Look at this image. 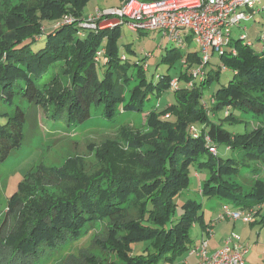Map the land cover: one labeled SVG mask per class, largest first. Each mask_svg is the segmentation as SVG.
I'll return each instance as SVG.
<instances>
[{"label":"trees","instance_id":"16d2710c","mask_svg":"<svg viewBox=\"0 0 264 264\" xmlns=\"http://www.w3.org/2000/svg\"><path fill=\"white\" fill-rule=\"evenodd\" d=\"M87 2L0 0V121H4L0 122V163L23 146L24 127L38 108L52 124L68 130L89 120L93 109H101L104 120L114 122L122 114L142 112L149 96L160 99L172 92L174 103L153 107L141 130L121 124L114 139L92 148L91 167H84L83 157L69 155L60 166L39 161L27 170L7 201L10 214L17 213V224L0 236V248L7 247V253H0V264H41L50 252L91 232L95 235L97 225L107 235L94 236L88 246L94 244L107 257L100 260L78 251L73 264L174 263L190 250L192 226L206 228L199 202L175 201L187 189L194 163L198 170L208 171L200 186L202 197L242 209L264 203V179L253 174L255 181L245 191L231 180L239 176L241 161L218 158L206 147L223 144L242 152L249 168L250 162L259 166L264 162V126L248 130L249 119L244 118L264 116V52L236 40L231 44L236 55H221L220 64L206 69L201 82L187 89L189 71L199 56L165 49L161 63L168 69L184 57L189 63L184 70L178 64L181 69L175 77L180 91H171V76L148 81L140 62L144 58L130 63L119 56L120 25L80 26ZM63 16L73 22L43 31V21ZM113 17L101 15L95 23ZM102 40L104 48H100ZM100 50V60L95 62ZM221 65L233 74L209 98L214 99L211 106L203 93L219 80ZM204 103L214 116L221 111L229 125H243V131H229L225 122L211 120ZM226 108L231 112L225 116ZM165 114L168 119L161 118ZM190 126L198 132L197 138L189 132ZM250 169L256 173L260 167Z\"/></svg>","mask_w":264,"mask_h":264},{"label":"rangeland","instance_id":"374dc122","mask_svg":"<svg viewBox=\"0 0 264 264\" xmlns=\"http://www.w3.org/2000/svg\"><path fill=\"white\" fill-rule=\"evenodd\" d=\"M120 2L121 0H88L82 9V14L80 17L81 24L85 23V21H87L92 16L113 11V9L120 6ZM258 6L260 9L263 8L264 1L255 8ZM248 13L249 12L245 10V14L247 15ZM64 17L70 16H63L60 18V20L58 19L50 22L43 21V31H49L52 26H59L57 24L61 22ZM115 19L117 18L113 17L111 19H106V22L104 21L105 19H102V21L98 22V25L102 29L110 28L112 25H116ZM241 34H245L247 36L246 40L251 43V49L258 53L264 52V10H261L260 12H257V14L250 16L248 20L242 21L240 29H233V33L231 35L233 37L232 43L238 40ZM104 45L105 41L102 40L100 43V48H104ZM117 47L119 56H125L130 63L144 58V61L140 62L146 65L147 70L145 71V76L148 81L152 79L155 81L154 76L156 75H169L174 78L181 69H178V64L180 65L179 60L175 62L178 67L175 64L174 66L176 67H171L170 69H168V64L161 63L162 55L165 54V49L169 50L173 47L168 43L167 38L162 37L159 33L135 32L128 27L127 23H122L119 26V39L117 41ZM189 48L192 53H198L197 44L194 41L189 45ZM127 49L130 50L131 53L128 52ZM147 54H150V56H147ZM231 55H236V52L235 54L232 53ZM218 64H220L219 59L217 55H214L206 69H212ZM194 66H192V69ZM98 71L100 74L103 72L102 69H98ZM232 74L233 73L230 70L226 68L222 69L219 80L217 82H213L209 87L205 88L203 93V99L205 103H210L209 98H211L216 90L228 83L229 79L232 77ZM192 88L193 86L188 87L187 89ZM174 91H180V88ZM173 103L174 96L172 92L166 93L160 99L155 98L154 96H149L148 101H146L142 106V112L125 115L121 113L122 115L119 116V118L114 122H107L104 120L103 116L101 115V109H93L91 111L92 116L89 120L84 122V124H80L79 126L68 130H66L62 125L52 124L53 122L50 120L48 115L45 114L41 108H38L36 111V116L32 117L30 121L27 120L24 127L25 140L23 146L20 149L13 151L3 162L0 163V219H2V223L0 225V236L2 237L3 235L11 232L13 227L17 224V213H15V216L10 214L9 208L7 207V201L11 194L15 192L17 184L21 181L25 172L33 165L41 161L45 165L60 166L64 160L63 158L69 155H77L84 158V167H91L93 163L92 148L99 147L105 141L114 139L116 134H118V129L121 124H128L129 127L134 130H141L144 126H146L147 118L153 107H158L160 105L159 107L162 109L161 107H164L165 104L171 105ZM211 106H213V104ZM202 108L204 111H206V113H209L210 110L206 107V104H203ZM225 110H227V108ZM230 112L231 110L229 109L228 111L224 112V115H229ZM155 113L157 114V111H155ZM220 113L221 111L218 115L214 116V114L210 111L211 120L219 123L225 122V128L228 130L231 129L229 131L236 133H241L243 131V125H229L226 121L222 120L223 115ZM233 114L235 115V113ZM168 117L169 114H165L161 118L168 119ZM244 118L249 119L248 130H253L260 125L264 126V116H249ZM0 122L3 123L4 121L1 120ZM209 153L211 154V152ZM211 155L214 156V154ZM217 157L234 158L239 162L241 161L243 168L240 170L239 176L234 180L231 177V180L235 183H240L245 191H249L248 189L250 188V185H252V183L255 181L256 177L253 176V174L259 175L258 177L264 179V162H262L260 166L258 163L250 162V168H253V166H256L257 168L260 167V170L258 169L259 171L255 173L248 167V157L245 156L244 153L231 151L223 144L217 146ZM207 176L208 171L206 169L198 170L194 163L189 167L187 189L182 191V193L175 199L177 204H183V202L189 199L199 202L202 205L201 212L203 214L204 222L207 221L204 220V217L205 219H208L212 216V213L210 212L211 210H209L210 206L214 207L212 210H214L215 214L216 212H219L218 214H223L224 210L217 206L224 202L226 203V201L217 200L214 198L207 199L201 196L200 186L202 181L206 179ZM259 205H263V207L261 212L258 210L256 216L262 214L264 215V203ZM228 206L229 210L242 209V207L235 204H228ZM19 207L21 208V206ZM175 214H177V217H179L180 210H177V213ZM131 215L135 216L134 213ZM240 223V221L235 223L236 230L234 229V232L237 235L241 233V228H243L242 226L245 225L244 224L241 226ZM94 229L98 230L95 235H93V232H91L90 234L82 236L80 240L74 243L70 242L64 245L61 249L50 252L47 258L41 261V264H73V258L77 257L78 251H83L87 253V256H94L100 260L106 258L107 255H105L100 250V248L94 244L88 246L89 242L94 236H98V239H104L107 235V231L102 233L103 227L101 225L95 226ZM257 231L261 233V236L259 235L258 240L256 239ZM198 233L199 226L193 225L190 236L195 237ZM230 235L231 233L228 236ZM254 235L256 238L253 241L251 248H253L255 244H260V240H263L261 237H264V226L254 230ZM136 250L139 249L136 248ZM0 253H7V247H1ZM187 254L189 253L187 252ZM183 256L185 255L180 256L176 260L179 261Z\"/></svg>","mask_w":264,"mask_h":264},{"label":"built area","instance_id":"2783aa9c","mask_svg":"<svg viewBox=\"0 0 264 264\" xmlns=\"http://www.w3.org/2000/svg\"><path fill=\"white\" fill-rule=\"evenodd\" d=\"M263 1L121 0L118 8L92 16L80 26L94 29L99 27L95 22L101 15L111 14L117 18L115 19L116 25L127 23L128 27L135 32L159 33L162 37L167 38L168 43L173 48L184 52L186 55L191 52L189 45L194 41L197 44L199 62L193 63L195 66L193 65V69L191 68L189 71L191 79L185 83L188 88L205 77L206 67L210 64L214 55H217L219 59L225 53L235 54V48L231 45L233 29H240L242 21L248 20L250 16L264 10V7L261 9L259 6L255 8ZM245 10L249 12L247 15ZM71 22H73L71 17H64L57 25ZM246 39L245 34H241L238 38L243 44L251 47V43ZM101 54V50L96 52L95 62L100 60ZM147 56H150V54H147ZM122 59L124 58L122 57ZM180 64L183 66V70L186 69L189 64L187 58H182ZM221 68L224 69L225 67L221 65ZM142 69L146 70V65H143ZM158 77L159 75H156V78ZM179 87V79L172 78L169 82V89L174 91ZM213 102L214 100L211 99L209 104ZM206 107L208 108L207 104ZM188 130L192 137H198V132L193 126H190ZM206 147L211 154H217L216 146L208 144ZM262 207L263 205H257L255 208L236 210H229L228 207H224V213L218 214L216 220H240L244 223H250ZM206 234L210 236L212 234L211 230L207 229ZM247 252V248L240 244V236L233 232L224 240L223 245L211 254L208 252L207 240L205 239L188 251L189 254L197 256V264H244V256Z\"/></svg>","mask_w":264,"mask_h":264},{"label":"crops","instance_id":"0c3cea01","mask_svg":"<svg viewBox=\"0 0 264 264\" xmlns=\"http://www.w3.org/2000/svg\"><path fill=\"white\" fill-rule=\"evenodd\" d=\"M227 150V149H226ZM221 205V206H220ZM217 207H220L224 209V207H229L227 203H222ZM216 207V206H215ZM214 207L210 206L209 210L212 213V216L204 222V225L206 226L205 229H202L199 227V233L195 237L192 238V244L190 248H193L198 243H200L202 240H207V249L208 252L211 254L213 251L219 249L222 245L224 240L228 237L230 233H235L234 229L236 230V225L238 221H231V220H223V221H217V214L219 212L214 213V210H212ZM257 214V213H256ZM263 220V221H262ZM260 221H262L260 223ZM241 226V233L240 236V244H242L244 247L247 248L248 252L244 256V264H264V237H261L263 240H260V244L253 245V241L255 240L254 230H257V228H260L261 226H264V215H258L254 216L253 220L250 223H244L240 221ZM207 229L211 230L212 234L208 236L206 234ZM191 233V232H190ZM259 235L261 236L260 232H256L257 240ZM251 248V249H250ZM198 258L195 254H185L179 261L176 260V262L172 264H197Z\"/></svg>","mask_w":264,"mask_h":264}]
</instances>
